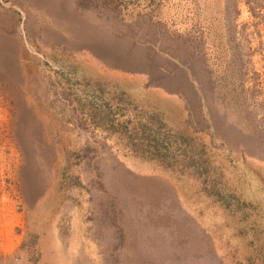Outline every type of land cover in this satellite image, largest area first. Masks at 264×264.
I'll use <instances>...</instances> for the list:
<instances>
[{"label": "rangeland", "instance_id": "374dc122", "mask_svg": "<svg viewBox=\"0 0 264 264\" xmlns=\"http://www.w3.org/2000/svg\"><path fill=\"white\" fill-rule=\"evenodd\" d=\"M0 264H264V0H0Z\"/></svg>", "mask_w": 264, "mask_h": 264}, {"label": "trees", "instance_id": "16d2710c", "mask_svg": "<svg viewBox=\"0 0 264 264\" xmlns=\"http://www.w3.org/2000/svg\"><path fill=\"white\" fill-rule=\"evenodd\" d=\"M117 124V121H115V123L111 124L112 127H115Z\"/></svg>", "mask_w": 264, "mask_h": 264}]
</instances>
